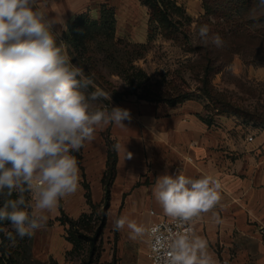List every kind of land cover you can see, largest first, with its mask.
<instances>
[{
	"label": "clouds",
	"instance_id": "9594fccd",
	"mask_svg": "<svg viewBox=\"0 0 264 264\" xmlns=\"http://www.w3.org/2000/svg\"><path fill=\"white\" fill-rule=\"evenodd\" d=\"M50 6L53 0H0V222H9L20 238L45 227L47 214L78 191L79 168L72 153L92 142L97 129L109 124L124 128L123 121L131 120L128 109L96 106L102 98L111 100L102 90L82 91L93 81L72 62L67 43L53 31L63 21L50 16ZM209 32V25L202 24L196 35L205 44L223 47L222 38ZM112 147L124 151L125 159L133 158L125 145ZM218 189L207 176L165 173L156 178L152 194L166 216L183 223L212 210L220 199ZM125 227L133 240L146 231L127 216L114 221L115 230ZM6 235L14 244L13 232ZM168 247L166 264H217L199 237L177 234Z\"/></svg>",
	"mask_w": 264,
	"mask_h": 264
},
{
	"label": "crops",
	"instance_id": "0c3cea01",
	"mask_svg": "<svg viewBox=\"0 0 264 264\" xmlns=\"http://www.w3.org/2000/svg\"><path fill=\"white\" fill-rule=\"evenodd\" d=\"M53 2L54 7L50 6L48 12L57 21H63L53 26V31L60 35L64 25L68 27L79 14L89 9L98 16L99 6L107 3L116 9L118 34L123 30L139 35L137 42L147 38L148 9L140 0ZM117 106L128 109L131 120L123 121L124 128L109 124L97 129L95 139L82 147L80 159L92 201L102 204L108 154L104 132L109 129L111 139L133 154L132 159H125L124 151L118 153L111 186L106 221L112 246L110 264H151L147 257V229L152 222L168 217L152 190L156 178L165 173H182L192 178L207 176L219 184L218 204L194 217V237L206 242L217 264H264V126L231 112L209 121L202 114V105L192 100L176 105L129 100L114 107ZM83 182L79 180L75 194L60 200L58 213L62 207L69 217L76 219L91 209ZM121 216L143 225L144 236L133 240L127 227L115 230L114 221ZM50 250L47 247L39 253L34 249V254L45 259Z\"/></svg>",
	"mask_w": 264,
	"mask_h": 264
},
{
	"label": "rangeland",
	"instance_id": "374dc122",
	"mask_svg": "<svg viewBox=\"0 0 264 264\" xmlns=\"http://www.w3.org/2000/svg\"><path fill=\"white\" fill-rule=\"evenodd\" d=\"M205 1L177 0L191 20L177 18L182 24L176 38L168 39L158 33L150 40L147 27V38L137 42L139 35L116 31L108 49L105 46L96 50L93 67L87 65L88 74L85 75L92 79L94 86L82 91L88 95L102 90L111 100L102 98L95 104L101 109L105 106L110 109L129 100H145L143 97L147 96L157 101L158 89L170 88L172 92L176 89L185 96L183 102L200 103L207 120L214 121L218 115L236 111L244 119L264 126V5L260 0L237 1L233 8L213 14L206 12ZM92 16L97 17L93 13ZM202 24L209 25V36L222 38L223 47L218 48L210 41L205 44L199 39L196 31ZM141 44H145L144 47ZM209 61L213 62V68L207 77L204 67ZM206 87L213 98L208 96ZM72 154L82 159V148ZM80 164L81 160L78 162L79 180L85 182L84 167ZM101 209L102 206L93 214L91 225H97ZM58 211L56 208L47 214L45 227L31 237L18 240L16 258L19 264H84L90 261L89 238L97 236V228L94 231L81 229L86 237L81 238L80 249L74 248L77 246L67 240L68 226L61 224ZM91 212L89 209L86 213ZM8 229L14 231L11 226L5 231ZM96 246L98 254L93 256L92 264H110L109 247L112 246L106 227L98 236ZM47 247L51 249L50 255L45 259L36 258L34 249L40 253Z\"/></svg>",
	"mask_w": 264,
	"mask_h": 264
},
{
	"label": "trees",
	"instance_id": "16d2710c",
	"mask_svg": "<svg viewBox=\"0 0 264 264\" xmlns=\"http://www.w3.org/2000/svg\"><path fill=\"white\" fill-rule=\"evenodd\" d=\"M237 1L244 0H214L212 2L206 0L204 2V7L207 13H213L222 11H227L233 8ZM140 2L147 6L149 9V20H148V34L149 39H153L155 34L161 33L164 37L168 39L176 38L175 34L180 30V24L182 20L177 18H183L185 21H190L191 18L186 14L183 6L178 5L177 0H140ZM116 9L107 3H103L99 6L98 16L94 18L91 11L88 9L72 20L67 31H63L58 39L64 40L68 45L69 55L73 57V63L84 68L85 74L87 73V65L93 67L95 57L97 55L96 50L103 49L105 46L107 49L116 37ZM145 44H141L144 47ZM109 46V47H108ZM211 60V59H209ZM213 62H208L204 67V73L208 77L211 74V69ZM215 68V67H214ZM218 68V67H217ZM167 88L166 90L158 89L155 94V100L157 102H166L169 105H176L182 103L185 96L183 93H178L175 89ZM206 92L208 96L212 97L210 89L206 87ZM147 101H154V99H148L143 97ZM213 98V97H212ZM235 113H238L235 111ZM239 114V113H238ZM210 121V120H209ZM104 139L108 146L107 154V168L102 179L104 186V198L102 204H94L92 201L90 187L84 182V187L86 188V199L90 205L92 212L83 213L79 218L74 219L69 217L61 207V216L59 221L61 224L68 226L67 240L74 243L77 247L81 248L82 239L86 237L82 230L90 229L94 231L96 227V235L91 240L90 248V261L84 262V264H92V258L95 254H98L97 240L103 233L106 227L107 221V210L110 203L111 186L116 176L117 163H118V153L113 150V144L116 142L111 139L109 129L104 132ZM76 155V154H75ZM79 161V158H77ZM27 195V194H26ZM16 198V194L13 193L11 197ZM3 199L0 198V205H2ZM102 206L100 215L97 217V225H91V218L95 211ZM11 226L7 221L0 222V227L6 229V227ZM82 229V230H81ZM11 231L10 229L7 232ZM6 231L0 232V264H19L16 255V248L18 245L19 236H15V243L7 238ZM12 232V231H11ZM77 233V234H75ZM15 248V249H14Z\"/></svg>",
	"mask_w": 264,
	"mask_h": 264
},
{
	"label": "built area",
	"instance_id": "2783aa9c",
	"mask_svg": "<svg viewBox=\"0 0 264 264\" xmlns=\"http://www.w3.org/2000/svg\"><path fill=\"white\" fill-rule=\"evenodd\" d=\"M253 140L252 136L248 137ZM151 213H154L152 210ZM194 218L189 222H179L170 217H162L152 222L147 229L148 251L147 257L151 264H166L168 245L177 234L194 236Z\"/></svg>",
	"mask_w": 264,
	"mask_h": 264
}]
</instances>
